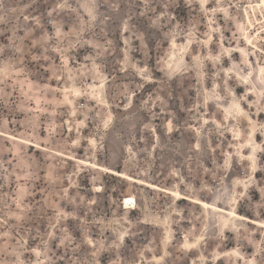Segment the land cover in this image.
Listing matches in <instances>:
<instances>
[{
	"label": "rangeland",
	"instance_id": "rangeland-1",
	"mask_svg": "<svg viewBox=\"0 0 264 264\" xmlns=\"http://www.w3.org/2000/svg\"><path fill=\"white\" fill-rule=\"evenodd\" d=\"M250 2L0 0V264H264Z\"/></svg>",
	"mask_w": 264,
	"mask_h": 264
},
{
	"label": "bare ground",
	"instance_id": "bare-ground-1",
	"mask_svg": "<svg viewBox=\"0 0 264 264\" xmlns=\"http://www.w3.org/2000/svg\"><path fill=\"white\" fill-rule=\"evenodd\" d=\"M253 2H255L254 4L252 2H250L251 6L250 7H264V0H251ZM249 22V21H248ZM256 38V37H255ZM258 40V39H257ZM251 40L248 39V43H250ZM253 46V45H252ZM231 108L232 109H236V110H241V106L237 103V102H234V103H231ZM13 139V138H12ZM17 139V138H16ZM23 141V140H21ZM24 142V141H23ZM27 142V141H25ZM30 143V142H28ZM32 144V143H31ZM258 144V143H257ZM29 145V144H28ZM35 145V144H34ZM39 146V145H38ZM256 146V143L254 144L253 143V140L252 139H249L246 141V147L247 149H251V152L249 153H252L253 152V147ZM250 158V157H249ZM73 159V158H72ZM82 162V161H81ZM92 165V164H90ZM96 166V165H95ZM95 168H101L100 166H96ZM102 170V169H101ZM103 170H105L107 173H110L112 175H115L117 177H120V178H125V179H128V180H131L135 183H138L139 185L147 188V189H150V190H154V191H164L166 192L165 190L161 189L160 187L152 184V183H149V182H146L144 180H136V179H132V178H129L128 176H126L124 173H120V172H117V171H114V170H111V169H106V168H103ZM245 192V191H244ZM170 194V193H169ZM173 197L177 200H182L184 197H180L178 195V193H173ZM186 198V197H185ZM187 199V198H186ZM191 199V198H190ZM134 200H135V197H131L129 199L125 198V206L126 208H129V209H132L133 206H134ZM189 200V199H188ZM198 200V199H197ZM192 201V200H191ZM194 201V200H193ZM197 205L201 206L203 209H206V210H209V211H212V212H218L220 214H225V215H229V216H232V217H235L237 218L238 220L242 221V222H247V223H250L254 226H257V227H261V228H264V223L262 222H259L257 220H253V219H250V218H247L245 216H242L240 214H237L236 211H233V210H224L220 207H217L211 203H208V202H204V201H197L196 202ZM236 204V203H235ZM229 209V208H228ZM235 209V208H234ZM229 218V217H228ZM230 222V221H229Z\"/></svg>",
	"mask_w": 264,
	"mask_h": 264
}]
</instances>
